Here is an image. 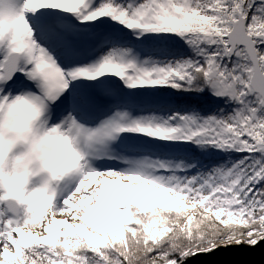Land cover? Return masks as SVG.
Returning <instances> with one entry per match:
<instances>
[{"label": "snow or ice", "instance_id": "1", "mask_svg": "<svg viewBox=\"0 0 264 264\" xmlns=\"http://www.w3.org/2000/svg\"><path fill=\"white\" fill-rule=\"evenodd\" d=\"M261 241L264 0H0V264Z\"/></svg>", "mask_w": 264, "mask_h": 264}, {"label": "water", "instance_id": "2", "mask_svg": "<svg viewBox=\"0 0 264 264\" xmlns=\"http://www.w3.org/2000/svg\"><path fill=\"white\" fill-rule=\"evenodd\" d=\"M185 264H264V241L256 246L244 243L218 246L209 254L188 258Z\"/></svg>", "mask_w": 264, "mask_h": 264}, {"label": "trees", "instance_id": "3", "mask_svg": "<svg viewBox=\"0 0 264 264\" xmlns=\"http://www.w3.org/2000/svg\"><path fill=\"white\" fill-rule=\"evenodd\" d=\"M162 92H167L169 95L166 96H156L161 98L166 104L167 103H174L172 107L183 108L184 106L188 107V109H197L202 113H207L212 110V105L215 103L212 99L205 93V94H195V93H177L171 89H161ZM201 160L204 163H210L211 161L206 157H201Z\"/></svg>", "mask_w": 264, "mask_h": 264}, {"label": "rangeland", "instance_id": "4", "mask_svg": "<svg viewBox=\"0 0 264 264\" xmlns=\"http://www.w3.org/2000/svg\"><path fill=\"white\" fill-rule=\"evenodd\" d=\"M207 94V93H206ZM208 95V94H207ZM209 96V95H208ZM145 99V102L146 103H148L150 106H152V107H159V106H164V107H171V108H173L174 110H181V111H184V110H188V107H186V106H184L183 108H178L177 106L176 107H172V105L174 104V103H165L161 98H158V97H156V96H154V97H147V98H144ZM212 99V98H211ZM212 101H213V99H212ZM217 103H219V102H217ZM221 106H224L225 108H227V106L226 105H221ZM212 107V110L211 111H215L216 110V107H217V104L215 103L214 105H212L211 106ZM211 111H209V112H211ZM202 157V159H203V157L204 156H201ZM205 159H206V157H205ZM204 162V161H203ZM58 218H60V217H58ZM244 244H247V243H244ZM220 246H224V245H220Z\"/></svg>", "mask_w": 264, "mask_h": 264}, {"label": "bare ground", "instance_id": "5", "mask_svg": "<svg viewBox=\"0 0 264 264\" xmlns=\"http://www.w3.org/2000/svg\"><path fill=\"white\" fill-rule=\"evenodd\" d=\"M106 102V101H105Z\"/></svg>", "mask_w": 264, "mask_h": 264}]
</instances>
